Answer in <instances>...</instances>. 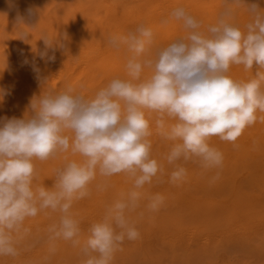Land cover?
<instances>
[{"label": "clouds", "instance_id": "obj_1", "mask_svg": "<svg viewBox=\"0 0 264 264\" xmlns=\"http://www.w3.org/2000/svg\"><path fill=\"white\" fill-rule=\"evenodd\" d=\"M253 19L245 31L226 19L201 30V22L177 8L173 17L183 22L187 34L165 47L154 46L151 28L138 25L123 36L112 35L108 44L131 53L126 78H113L93 98L71 87L59 93H42L29 100L23 118L4 117L0 126V255L16 256V236L28 218L50 210L59 212L58 224L50 226L52 239L80 245V222L70 212L74 201L90 195L97 176L104 183L126 174L132 188L106 209L102 220L91 225L81 250L84 264H112L114 253L125 239L134 241L139 231L129 213L147 199V210L157 212L165 197L143 191L158 182L165 167L152 157L149 119L157 113L160 135L172 142L166 156L171 166L169 182H185L191 161L219 178L223 153L212 146L211 137L233 143L243 130L264 122V9L247 6ZM27 36V34H25ZM54 38L45 37L51 47ZM47 52L40 53L41 59ZM54 60L55 55L48 56ZM232 65L255 68L247 81L234 80ZM151 70L143 78L145 69ZM6 90L0 89V102ZM258 113L262 114L259 115ZM167 117L171 123H166ZM71 133V136L68 134ZM80 162L70 161L58 172L53 187L36 185L34 161H46L69 150Z\"/></svg>", "mask_w": 264, "mask_h": 264}, {"label": "bare ground", "instance_id": "obj_2", "mask_svg": "<svg viewBox=\"0 0 264 264\" xmlns=\"http://www.w3.org/2000/svg\"><path fill=\"white\" fill-rule=\"evenodd\" d=\"M252 4L264 9V0H0V89L10 93L0 102V126L4 117L23 118L34 95L71 87L91 99L113 78H126L131 53L109 45V36H123L144 25L153 30V51L165 47L187 34L183 22L173 17L177 8L200 21L202 31L221 19L245 31L253 19L247 7ZM45 37L54 38L51 47ZM42 52L48 54L44 59ZM53 54L55 59L49 60ZM255 71L232 65L228 74L247 81ZM150 75L146 68L143 78ZM146 116L151 154L164 165L165 174L162 182L154 178L143 191L160 193L165 202L150 212L144 199L129 213L140 235L134 241L125 239L112 264H264V122L257 119L246 127L235 147L210 138L224 158L218 179H211L215 171L205 172L189 161L184 164L186 181L173 184L166 161L172 142L160 135L158 114ZM82 159L69 148L46 161L36 160L34 183L51 188L68 162ZM103 183L97 176L90 195L74 201L70 209L80 222V245L51 238L49 228L59 223L61 214L48 210L25 220L27 231L16 236L17 255H0V264H84L87 257L81 248L91 225L132 188L126 174L114 175L106 188L98 189Z\"/></svg>", "mask_w": 264, "mask_h": 264}, {"label": "rangeland", "instance_id": "obj_3", "mask_svg": "<svg viewBox=\"0 0 264 264\" xmlns=\"http://www.w3.org/2000/svg\"><path fill=\"white\" fill-rule=\"evenodd\" d=\"M106 1H107V0H106ZM106 3H108V2H106ZM241 4L244 5V6H246V5H245L246 2H244V1H242ZM239 180H240V178H239Z\"/></svg>", "mask_w": 264, "mask_h": 264}]
</instances>
